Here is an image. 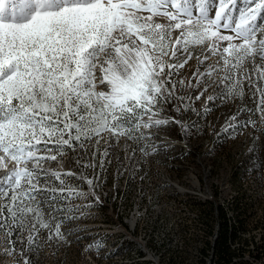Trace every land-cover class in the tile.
I'll return each mask as SVG.
<instances>
[{"label":"snow or ice","instance_id":"obj_1","mask_svg":"<svg viewBox=\"0 0 264 264\" xmlns=\"http://www.w3.org/2000/svg\"><path fill=\"white\" fill-rule=\"evenodd\" d=\"M235 3L21 0L9 9L0 0V231L13 250L24 242L11 238L17 229L28 231L29 249L40 228L48 239L65 238L59 222L44 220L38 196L57 190L47 181L41 186L40 176L60 181V193L69 185L44 164L93 138L99 144L102 133L138 141L146 138L142 128L168 125L174 118L156 117L177 99L173 78L193 58L204 65L218 57L197 68L196 85L189 87L226 84L225 95L241 100L247 87L264 123V0H244L238 13ZM191 46H200L201 55ZM214 72L223 77L214 80Z\"/></svg>","mask_w":264,"mask_h":264},{"label":"bare ground","instance_id":"obj_2","mask_svg":"<svg viewBox=\"0 0 264 264\" xmlns=\"http://www.w3.org/2000/svg\"><path fill=\"white\" fill-rule=\"evenodd\" d=\"M20 2L8 0L9 9ZM173 107L168 102L156 117L174 118L168 125L141 129L145 139L102 133L99 144L93 138L47 161L69 188L60 193V181L41 174V186L47 181L57 191L38 200L44 220L59 222L65 238L48 239L40 228L29 249L28 231L17 229L11 238L24 242L13 250L0 231V264L25 257L30 264H217L213 252L225 260L264 255V123L256 102L245 98L240 106L246 116L239 124L256 138L250 146L190 140L177 129ZM250 118L255 126L246 124Z\"/></svg>","mask_w":264,"mask_h":264},{"label":"rangeland","instance_id":"obj_3","mask_svg":"<svg viewBox=\"0 0 264 264\" xmlns=\"http://www.w3.org/2000/svg\"><path fill=\"white\" fill-rule=\"evenodd\" d=\"M239 3H244V0H239ZM191 47H193L196 55H201L200 46ZM217 59L218 57L216 56H210L204 65H198L196 59L193 58L174 76L173 80L176 83L174 91L177 99L169 102V105L171 103L174 105V111L175 107H180L181 111L178 113L179 120L193 126L187 130L181 126L177 127V129L182 131L190 140L195 136L198 140L202 136L204 138L210 137L215 146H250L252 142L256 141V138L253 133L245 130L239 124V118L243 120L246 116L240 106H243L245 98L248 101L252 98L247 91V87L243 100H241L234 97H230L231 99L224 97L227 91L226 84H212L206 91L202 87L188 86L189 82L196 85L198 79L196 75L197 68L203 71L207 65L215 63ZM165 71H167V68ZM212 77L214 80L219 81L223 77V73L214 72ZM199 79L204 78L199 77ZM180 80L184 81L183 87L179 83ZM167 87L171 88V84L167 85ZM201 91H203V95L197 100L195 97ZM180 97H183V100ZM209 97L218 99L211 102L209 101ZM185 106H188V110H185ZM191 109H195V111ZM232 117H235V120ZM216 157H219L218 153Z\"/></svg>","mask_w":264,"mask_h":264},{"label":"built area","instance_id":"obj_4","mask_svg":"<svg viewBox=\"0 0 264 264\" xmlns=\"http://www.w3.org/2000/svg\"><path fill=\"white\" fill-rule=\"evenodd\" d=\"M211 261H216L217 264H264V255H260L259 257L237 258L236 260H225L223 259V253L218 251L212 253Z\"/></svg>","mask_w":264,"mask_h":264}]
</instances>
